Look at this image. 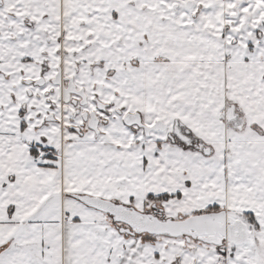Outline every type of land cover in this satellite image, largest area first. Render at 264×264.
<instances>
[{
  "label": "snow or ice",
  "instance_id": "obj_1",
  "mask_svg": "<svg viewBox=\"0 0 264 264\" xmlns=\"http://www.w3.org/2000/svg\"><path fill=\"white\" fill-rule=\"evenodd\" d=\"M0 264H264V0H0Z\"/></svg>",
  "mask_w": 264,
  "mask_h": 264
}]
</instances>
